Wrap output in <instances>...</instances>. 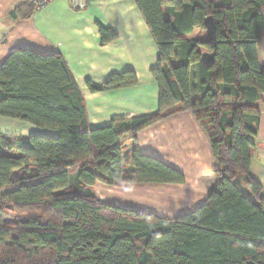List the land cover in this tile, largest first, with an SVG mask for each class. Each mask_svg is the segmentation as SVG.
<instances>
[{
	"label": "trees",
	"instance_id": "16d2710c",
	"mask_svg": "<svg viewBox=\"0 0 264 264\" xmlns=\"http://www.w3.org/2000/svg\"><path fill=\"white\" fill-rule=\"evenodd\" d=\"M135 3L161 55L152 70L155 114L90 130L84 99L60 55L19 49L0 66V118L57 133L0 134V264H264V200L249 174L264 95L257 57L264 0H222L220 7L209 0ZM34 12L28 2L11 15ZM207 18L216 28L214 43L183 38L205 31ZM99 34L102 45L116 38L111 29L99 27ZM198 48L213 54L210 67ZM136 83L133 72H124L86 86L95 94ZM186 111L208 138L216 166L201 207L168 220L94 198L96 183L182 184V174L137 148L124 161L123 148ZM15 173L21 177L13 181Z\"/></svg>",
	"mask_w": 264,
	"mask_h": 264
},
{
	"label": "crops",
	"instance_id": "0c3cea01",
	"mask_svg": "<svg viewBox=\"0 0 264 264\" xmlns=\"http://www.w3.org/2000/svg\"><path fill=\"white\" fill-rule=\"evenodd\" d=\"M215 7L222 0H209ZM28 0H0V66L15 50L28 49L43 56L60 55L66 62L84 99L90 130L113 121L155 114L159 88L152 76L161 58L135 0H86L74 9L69 0H51L25 19L11 15ZM99 27L111 29L115 40L101 44ZM188 42L207 41L205 31L183 37ZM198 48L200 54L209 53ZM260 70L264 71V29L257 45ZM133 72L134 86L92 94L86 82L104 84L113 74ZM254 146L250 149L249 174L261 187L264 200V95ZM7 123L5 120H0ZM20 136L56 138V132L29 125L1 128ZM151 157L184 177L182 184L96 183L94 198L105 205L175 220L201 207L214 188L216 169L208 138L190 111L176 114L140 132L123 148L124 161L133 150ZM131 166L125 169L133 176Z\"/></svg>",
	"mask_w": 264,
	"mask_h": 264
},
{
	"label": "water",
	"instance_id": "95a60500",
	"mask_svg": "<svg viewBox=\"0 0 264 264\" xmlns=\"http://www.w3.org/2000/svg\"><path fill=\"white\" fill-rule=\"evenodd\" d=\"M204 27H205V32L207 35V41H209L210 43H214L216 40V28H215V25H214L212 18L206 19V21L204 23ZM201 61L204 65H206L207 67H210L214 62L213 54H211V53L202 54L201 55Z\"/></svg>",
	"mask_w": 264,
	"mask_h": 264
},
{
	"label": "rangeland",
	"instance_id": "374dc122",
	"mask_svg": "<svg viewBox=\"0 0 264 264\" xmlns=\"http://www.w3.org/2000/svg\"><path fill=\"white\" fill-rule=\"evenodd\" d=\"M203 51V49H201ZM174 65H176L174 63ZM0 120H5L7 123H2L0 122V134L1 135H4V136H7V137H10V138H13V139H17V138H20V137H27L31 134H27V135H24V136H20V135H17L16 132L15 133H12V132H9V131H4V130H1V128H8V127H11V128H15V130H19L20 129H23L24 126H26V124L24 123H21V122H18V121H14V120H10V119H5V118H0ZM21 175L19 173H15L13 175V181L17 180V179H20ZM15 214V213H13Z\"/></svg>",
	"mask_w": 264,
	"mask_h": 264
},
{
	"label": "built area",
	"instance_id": "2783aa9c",
	"mask_svg": "<svg viewBox=\"0 0 264 264\" xmlns=\"http://www.w3.org/2000/svg\"><path fill=\"white\" fill-rule=\"evenodd\" d=\"M71 6L74 9H83L85 7L86 0H69ZM28 2L33 6L36 11L44 9L49 3L48 0H28Z\"/></svg>",
	"mask_w": 264,
	"mask_h": 264
}]
</instances>
